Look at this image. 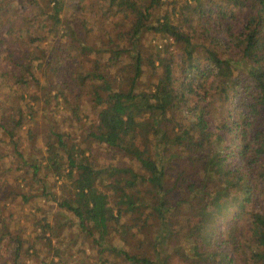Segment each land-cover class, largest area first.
I'll use <instances>...</instances> for the list:
<instances>
[{"label":"trees","instance_id":"1","mask_svg":"<svg viewBox=\"0 0 264 264\" xmlns=\"http://www.w3.org/2000/svg\"><path fill=\"white\" fill-rule=\"evenodd\" d=\"M25 1L29 11L22 10ZM166 1L171 13L159 14ZM67 5L0 0V260L7 257L0 262L89 264L87 257L76 261L53 244L59 231L43 215L30 221L29 232L11 228L16 187L28 188L21 195L24 204L53 195L39 175L50 171L61 195L54 201L94 245V264H162V237L171 238L175 230L190 240L180 255L188 264H264V0ZM115 8L129 15L127 23L115 22L104 38L87 28L88 17L106 19L115 16ZM144 31L167 38L181 56L179 70L173 57H158L160 76L149 91L141 87ZM91 36V46L68 42L73 37L85 43ZM212 67L238 70L227 84L239 87L240 111H230L224 127L215 126L212 117L216 103L229 100L227 94L215 87L218 101L213 95L206 101ZM63 69L69 77L59 83L55 77L63 76ZM201 79L202 96L192 85ZM83 97L96 110L90 136L120 163L98 167L92 146L69 144L55 114L41 117L38 133L31 126L35 106L45 98L56 104L53 110L63 106L79 123L85 117ZM222 131L229 143L219 136ZM140 135L148 144L139 142ZM38 143L43 151L34 156ZM14 164L17 173L7 174ZM220 222L226 223L223 230ZM118 234L127 238L120 236L123 242L133 240L134 252L123 249L119 238L110 240ZM43 249L46 255L40 254Z\"/></svg>","mask_w":264,"mask_h":264},{"label":"rangeland","instance_id":"2","mask_svg":"<svg viewBox=\"0 0 264 264\" xmlns=\"http://www.w3.org/2000/svg\"><path fill=\"white\" fill-rule=\"evenodd\" d=\"M38 1V0H37ZM64 2L67 1L68 5L67 7L70 8L74 3L78 2H83L87 1V3L90 0H63ZM165 7L162 8V10L159 12V14L162 13H171V7L168 5V2H165ZM24 5L27 6V9L24 7L22 8L23 11H29V5L24 2ZM118 11V12H117ZM100 12V11H99ZM112 12H117L115 16H109L106 19H100V16H96V20H90L88 17L86 20L88 21L87 28L92 29V32H96L101 34V37H105L104 33L107 29L111 31V25H113L115 22H121V23H127L128 22V17L129 15L126 14L122 16V14L119 13V9L115 8L114 11ZM98 13L97 10H94V13ZM99 14V13H98ZM141 46L143 49V53L146 56V65L144 68V75L141 80V87H144L146 90L150 88H153L152 85L156 82V77L160 76L161 72V64L159 65L158 63V57H160L163 61L170 60L171 57L174 58L175 60V69L179 70L180 68H177V65L181 63V56L175 52V48L172 45V42L169 41L167 38H162V36L154 34V33H149L147 32H141ZM92 37V36H91ZM88 37L85 38V43H83V38H76L73 39L72 41H68L69 43H80L83 45H89L91 46V41H93V37ZM92 39V40H91ZM91 40V41H89ZM99 41V40H98ZM176 47V46H175ZM221 50L219 49L218 52ZM79 55H81L80 52H78ZM87 54V53H86ZM222 54V53H221ZM143 55V56H144ZM173 55V56H171ZM101 54H96L94 58H101ZM144 56V58H145ZM223 55H221L222 58ZM93 57V56H92ZM88 61L91 62L92 59L88 57ZM85 63H88L87 61ZM93 64L91 63L89 66V71H93L95 68L92 66ZM208 65V64H207ZM68 66V65H67ZM201 67L205 66V62H201L200 64ZM99 70H100V65H99ZM212 75L207 78L206 82V88L210 90L209 95L207 96L208 101L210 97L213 95L215 96V90L214 88L217 87L216 91L218 92H224V94H227V97H229V100L227 101H222V104L220 102H217L216 105V110L215 115L212 117V121L215 126L218 127H224V125L227 123V116L230 111H240V102L237 100L238 99V94L236 92L239 91V87L234 85V81H232L231 84H227L230 82L231 78L238 75V70L235 69H230L229 72L223 71L219 68L212 67L211 70ZM63 76H60L58 74L57 79L55 77V80H57L59 83H62V81H65L67 77H69V72L66 74V69H63ZM231 73V75L229 74ZM228 76V77H227ZM230 77V78H229ZM202 80V79H201ZM195 81L193 85V89L197 90L198 93L202 96L203 92L199 90L198 83H203L204 80ZM211 83H215L213 90L209 88V85ZM228 85V87H227ZM200 86V85H199ZM80 93H82L79 90ZM83 94V93H82ZM217 99V96H215ZM218 101V99H217ZM80 106L82 109V115L83 119L77 123L74 122L72 119L68 118L69 115L65 111L64 107H60L56 110H53L54 107H56V104L50 99V98H45L43 101L39 102L35 108L36 110L33 112L32 115V122L31 126L33 129L38 133L39 126L44 125V121L41 119L43 115H52L55 114L56 118L60 120L61 122V127H63L64 131L68 134L67 140L68 143H74L77 148L82 149L84 148V144H89L92 146V151H93V157L92 159L94 160L95 164H97L98 167H101L106 164H113V163H120L114 158V152H109L107 149L97 145L94 143V140L90 136V127L93 125V121L96 120V110L94 109L91 100H85V98L80 99ZM52 113V114H51ZM213 125V127H214ZM216 131V130H215ZM225 132L222 131L220 133V137L224 136V139L229 143V139L226 137L224 134ZM24 135V132H21V136ZM41 142V140L39 141ZM139 142L143 144H148L146 138L143 135L139 136ZM231 144V143H230ZM24 148L26 151L31 153V146L24 144ZM37 152H35L33 155L34 156H40L42 151H43V146L41 147L40 143L37 144ZM42 149V151H41ZM230 150L232 153H237V149L235 146H231ZM38 154V155H37ZM236 160V159H235ZM234 160V161H235ZM12 160L9 159L8 162H11ZM131 163V162H129ZM17 164H14L12 169L7 172L9 175H15V168ZM134 168L137 169L139 172L138 165H134ZM22 171V170H21ZM21 171L18 172L21 174ZM17 173V172H16ZM41 174V180L44 183V186L48 189L49 193H52L53 195H48L46 196H40V197H33L32 199L29 200L26 204H24L21 201V195H27L28 188L20 185V187H16V190L18 192V195L15 198V202L13 203V213H14V219L11 224V228L16 230L19 229L20 227H24V231L29 232L31 231L30 227V221L34 217L41 218L42 215L47 218L51 226L59 231L58 233V238L54 239L53 244L60 245L62 247H65V249L68 250V254L71 256H74L77 258L76 261H79L80 256H85L87 257L89 264H94L96 259H97V253L96 249L94 248V245L91 244L89 239H86V237L77 229L76 226V221L74 218L71 217L69 213H67L65 210L61 209L58 207V203L54 201L56 198L57 201L60 200V191L57 190V187L54 186L55 184V179L53 178V174L48 171V172H39V175ZM34 189H38V192L41 193V188L38 185L34 186ZM37 207L39 208V212H37ZM228 218H231V216H228ZM229 222V221H228ZM219 228L224 229L226 228V223L225 222H220ZM25 225V226H24ZM231 226V232L233 230L232 225ZM142 231H146L143 229ZM157 231H160V228H157ZM121 234L115 235L114 237H111V241L117 240L118 238L121 240ZM124 239H127L126 237H123ZM163 242L159 245V257H162L160 262L165 260V262H162V264H188L187 262H184L180 255L182 252L185 251L187 247H189L190 240L186 237V232L185 234L183 232L178 233L177 230H175L173 236L168 238V236H163L162 237ZM119 244V242H117ZM121 246L123 249L127 251H135V244L133 243V240L123 242L121 240ZM145 247V246H144ZM175 248H178L180 252H175ZM84 250V254H81V252ZM173 251V253H172ZM170 252V253H169ZM41 255H46V250L43 249L40 253ZM169 256V258L167 257ZM7 257L0 261H5ZM72 259V258H71ZM73 260V259H72ZM168 260V261H167ZM39 260H34V261H28L26 264H39ZM0 264H3L0 262ZM161 264V263H159Z\"/></svg>","mask_w":264,"mask_h":264}]
</instances>
